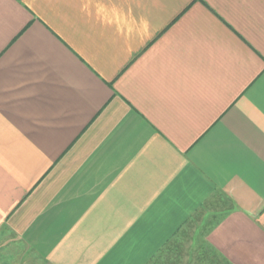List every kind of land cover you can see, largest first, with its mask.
I'll use <instances>...</instances> for the list:
<instances>
[{
	"label": "crops",
	"instance_id": "0c3cea01",
	"mask_svg": "<svg viewBox=\"0 0 264 264\" xmlns=\"http://www.w3.org/2000/svg\"><path fill=\"white\" fill-rule=\"evenodd\" d=\"M29 258L264 264V0H0V264Z\"/></svg>",
	"mask_w": 264,
	"mask_h": 264
},
{
	"label": "rangeland",
	"instance_id": "374dc122",
	"mask_svg": "<svg viewBox=\"0 0 264 264\" xmlns=\"http://www.w3.org/2000/svg\"><path fill=\"white\" fill-rule=\"evenodd\" d=\"M197 222H195V224H196ZM191 224V223H190ZM192 225L193 224H191L190 225V227L192 228ZM187 238H189V237H187ZM181 247H183V246H181ZM184 251H179V253L178 254H181V253H183ZM23 263H25V264H43V263H40V262H37V261H34V260H32V259H26V262L24 261Z\"/></svg>",
	"mask_w": 264,
	"mask_h": 264
}]
</instances>
